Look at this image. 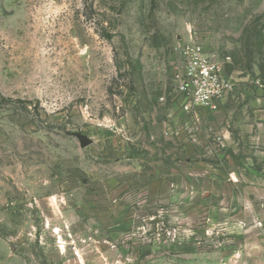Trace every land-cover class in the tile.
I'll return each instance as SVG.
<instances>
[{
  "label": "rangeland",
  "instance_id": "obj_1",
  "mask_svg": "<svg viewBox=\"0 0 264 264\" xmlns=\"http://www.w3.org/2000/svg\"><path fill=\"white\" fill-rule=\"evenodd\" d=\"M0 264H264V0H0Z\"/></svg>",
  "mask_w": 264,
  "mask_h": 264
},
{
  "label": "built area",
  "instance_id": "obj_2",
  "mask_svg": "<svg viewBox=\"0 0 264 264\" xmlns=\"http://www.w3.org/2000/svg\"><path fill=\"white\" fill-rule=\"evenodd\" d=\"M182 55L184 65L175 74V84L188 103L213 108L214 102L223 95V80L215 59L205 53L203 47L188 41L176 48Z\"/></svg>",
  "mask_w": 264,
  "mask_h": 264
},
{
  "label": "water",
  "instance_id": "obj_3",
  "mask_svg": "<svg viewBox=\"0 0 264 264\" xmlns=\"http://www.w3.org/2000/svg\"><path fill=\"white\" fill-rule=\"evenodd\" d=\"M73 135L78 138L80 145L82 147H86L91 143V140L86 135H84L82 133L74 132Z\"/></svg>",
  "mask_w": 264,
  "mask_h": 264
}]
</instances>
